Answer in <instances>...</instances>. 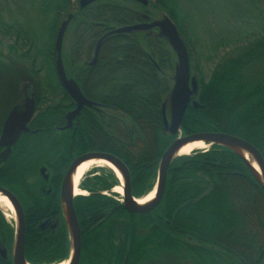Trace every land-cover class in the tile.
Masks as SVG:
<instances>
[{
	"label": "trees",
	"instance_id": "obj_1",
	"mask_svg": "<svg viewBox=\"0 0 264 264\" xmlns=\"http://www.w3.org/2000/svg\"><path fill=\"white\" fill-rule=\"evenodd\" d=\"M31 1L28 7L36 14L29 10L32 14H23L24 18L13 13L6 18L0 5V43L8 44L14 53L21 52L18 57L30 60L33 68L40 62L56 75L57 32L73 14L64 39L69 47H63L65 69L98 106L94 113L84 111L74 128L62 133L65 137L54 136L50 145L35 149L49 147L60 160L89 145L127 164L136 198L154 189L160 159L178 136L164 126V106L172 89L166 71L174 72L172 50L151 31L114 33L101 41L98 60L89 65L101 37L120 26L143 24L147 21L144 14L151 15L146 11L151 5L175 21L189 51L191 72L198 79L199 90L192 101L196 99L199 107L189 104L181 134H234L255 145L264 157V0H248L263 21V32L237 40L232 52L218 57L209 74L195 58L188 22L176 0H149L147 5L96 0L84 8L79 0ZM123 1L139 5L145 13ZM27 25L47 30L43 52L36 31ZM57 84L62 89L59 80ZM66 99L70 104L68 93ZM28 143L20 147H30ZM119 184L110 168L82 182L90 193L74 199L82 231L80 264H147L166 256L178 264H264V188L247 161L233 150L213 145L177 157L169 167L160 202L147 213H132L124 207L118 193L111 191ZM30 189L14 190L25 210L27 261L55 264L68 260L71 241L60 195L58 212L53 213L59 217L58 228L41 230L38 224L50 211L45 205L50 198L37 190L29 194ZM14 237V223L0 209V240L11 250V257L0 264H14Z\"/></svg>",
	"mask_w": 264,
	"mask_h": 264
},
{
	"label": "water",
	"instance_id": "obj_2",
	"mask_svg": "<svg viewBox=\"0 0 264 264\" xmlns=\"http://www.w3.org/2000/svg\"><path fill=\"white\" fill-rule=\"evenodd\" d=\"M96 0H79L81 8L88 6L89 4L95 2ZM139 1L144 5L148 4L149 0H135ZM73 14H69L68 18L65 19L56 36L55 49L57 53L56 59V68L62 82V85L68 95L77 103V108L68 114L69 125L71 126L72 120L80 113L84 106H93L97 103L88 99L82 92L80 86L74 78H70L67 75L64 60H63V44L65 39V34ZM158 27L162 36L166 37L170 42L174 52L177 55L179 69L177 70L175 82L173 85L172 91V109H171V121L167 118L166 107H164V126L166 130H169L173 134H178L175 140L169 145L164 154L162 155L159 163L158 178L154 189L156 188V195L152 202L144 205L138 203L136 198L131 191V174L127 164L117 155L108 153L105 151H93L85 153L78 158H76L70 167L68 168L65 177L62 182L61 187V206L64 214V218L69 230L70 241H71V250L68 260H71V264H79L81 248H82V238H81V228L79 225L77 213L74 206L75 196L72 194L69 186L70 177L72 172L77 166L87 159L98 157L103 158L111 162L113 165L118 167L124 174L125 185L123 191V205L124 207L132 213H147L153 210L158 203L160 202L166 187L168 170L171 163L179 156H176V151L185 143L195 140H204L210 147L213 145L225 146L231 150V146L241 147L248 152H250L255 160L257 161L261 174L262 181L259 180L261 185L264 188V157L259 151V149L253 145L248 140L239 137L234 134L218 132V131H206V132H195L188 135L181 134V125L185 115V112L191 102H193L195 107H199V103L196 99L192 101V97L198 93L199 85L198 79L196 76L191 73V64H190V55L187 48V45L180 35L177 25L172 21L171 18L167 17L162 22L155 21L150 23L135 24V25H125L117 27L111 30L109 33L105 34L98 41L96 46L95 55L92 63L96 62L97 56L99 54L101 41L108 35L114 33H123V32H135L138 30L150 31L154 27ZM161 37L160 35H157ZM33 114V105L29 106L27 104V110L25 114H17V109L13 110L8 119L5 122L4 135L2 140H6L7 135H12L11 139L5 144H10L15 142L22 130H28L27 122L30 120ZM65 127V128H66ZM209 147V148H210ZM208 149V148H206ZM236 152L235 150H233ZM239 155V154H238ZM242 157V156H241ZM244 158V157H242ZM245 159V158H244ZM247 161V159H245ZM254 172L253 165L247 161ZM81 183L79 184L80 187ZM81 189V187H80ZM153 189V190H154ZM0 192L8 198V200L13 204L16 209L18 222L15 221V237L13 245V259L14 264H29L25 255V245H26V219L25 212L22 203L18 197L7 188L0 186ZM69 213V220L65 214V207ZM32 264V263H31Z\"/></svg>",
	"mask_w": 264,
	"mask_h": 264
},
{
	"label": "flooded vegetation",
	"instance_id": "obj_3",
	"mask_svg": "<svg viewBox=\"0 0 264 264\" xmlns=\"http://www.w3.org/2000/svg\"><path fill=\"white\" fill-rule=\"evenodd\" d=\"M143 17L148 21L149 16L147 14H144ZM147 21L144 20V23H147ZM1 45L3 43H0V47ZM9 49L12 52L11 48ZM12 53L15 54L14 52ZM3 57H5L4 54L0 53V186L7 188L15 195V189L19 190L23 186H28V188H31L29 194L37 190L45 194L47 198L49 197L50 199L46 201L45 205L50 208V211L44 214L46 215L44 221L38 224V228L41 230L51 228L53 232L58 228L60 222L59 217L53 213L58 212L57 199L58 195L61 197L62 182L68 168L79 156L96 150L91 149L89 145L81 146L80 150L78 148L75 152L67 154L59 160L53 157L52 150L49 147L38 149H35V147L41 144L50 145L54 136L62 135V133L73 129L84 111L91 110L94 113L98 111V106L97 104L84 106L72 120L71 126L66 127L69 125L68 114L77 108V103L72 99L70 104H68L66 99L67 92L62 85L57 68L55 82H52L51 77L48 76L47 69L41 65L39 68L29 67L26 71L23 70L24 81L22 85H19L9 79L10 69L6 66ZM11 61L14 60L11 58ZM96 62L92 63V61H89V65H94ZM16 63L14 62V64ZM58 80L61 82L62 89L58 88ZM78 85L80 86L79 83ZM59 95L60 97L57 98ZM27 104L29 106L33 105V114L27 122L28 130H22L15 142L5 144L8 141L7 139L13 137L12 135H7L6 140H2L6 120L15 109H17V114H25ZM64 135L66 136L67 134L62 136L65 137ZM27 142H29L28 145L30 147L26 146ZM21 144L26 145L25 147H20ZM82 182L80 185L81 189H83ZM102 192L108 194V191ZM81 256L82 248L79 264ZM10 257L11 250L0 240V260H8Z\"/></svg>",
	"mask_w": 264,
	"mask_h": 264
},
{
	"label": "rangeland",
	"instance_id": "obj_4",
	"mask_svg": "<svg viewBox=\"0 0 264 264\" xmlns=\"http://www.w3.org/2000/svg\"><path fill=\"white\" fill-rule=\"evenodd\" d=\"M15 1L20 2L18 4ZM27 1L28 0H0V5L4 6V15L6 18H10L12 13L17 15L19 18H24L25 16H29L32 13L36 14L35 11L30 9L31 7H28L29 5L31 6L32 1ZM176 3L181 14L186 17L185 23L186 21L188 23H186L185 25L188 27L187 33L192 39L191 46L193 49V53L195 54V58L198 59L200 68L205 74H209V72L214 66V63L218 60V57L225 55L226 52H232V46L234 45V43H236L237 40H241L246 36H250L253 34V32H263V21L254 12L255 8H253V6L248 2V0H176ZM123 4L143 10L141 9V7H139V5L131 1H123ZM261 7L264 8V4H262ZM19 9H21L24 13L20 14V12L17 11ZM29 10H31L32 13H30ZM146 11L151 12V15H148L149 17L147 23L155 21L162 22L167 17L171 18L160 8H155L151 5L146 9ZM140 13H145V11L143 10ZM23 14H25V16ZM172 21L175 23L173 19ZM27 26L28 29H33L36 31L39 38V42L37 44L43 52L44 49L42 47H44L45 43L49 39L47 30L44 26ZM150 31L155 35H160L161 38L166 41L168 48L172 50L174 72H170L171 70L169 69L166 71V74L169 75L171 79L170 81L173 89L176 73L179 69L177 55L174 52V49L172 48L168 39L162 36V32L158 27L155 26ZM230 40H233L234 42H231L232 44L228 45V42ZM65 46L67 47V49L69 48L67 45V41H65L63 44L64 49ZM0 53L4 54V62L6 63V66L10 69L9 79L15 84L22 85L24 81L23 70L26 71V69H29V67H33L32 64L29 63L30 60L27 61L24 59H20V56L18 57L17 54L21 52L13 54L9 49V45L6 43H3V45H1ZM42 56L41 57L44 60L45 56ZM206 56L213 58L210 61L207 60ZM11 58L14 61H11ZM14 62L17 63L14 64ZM40 65V62H37L36 66L38 68L40 67ZM192 75L196 76L195 73H192ZM48 76L51 77L52 82H55L54 79L56 75L54 72H52V70L49 71ZM172 89L167 95V100L164 106L166 107L165 109L169 121H171V98L173 91ZM108 169L109 168L105 166L94 167L90 172L85 175L84 179L88 177V179L91 180L95 178L97 174H103L104 172L108 171ZM111 191L116 192L113 190ZM87 192L88 195L90 192ZM117 197L122 200L123 194L118 193ZM0 209L3 211L8 221L14 223L15 225V219L12 217L11 212L4 206H0ZM166 257H161L158 260H154L150 263L148 262L147 264H178L174 257Z\"/></svg>",
	"mask_w": 264,
	"mask_h": 264
},
{
	"label": "bare ground",
	"instance_id": "obj_5",
	"mask_svg": "<svg viewBox=\"0 0 264 264\" xmlns=\"http://www.w3.org/2000/svg\"><path fill=\"white\" fill-rule=\"evenodd\" d=\"M209 147H210V145L204 140L190 141L188 143L183 144L176 151L175 155L176 156L189 155L193 151L202 150V149H206ZM231 147L233 150L236 151L237 154H239L240 156L247 159V161H249L253 165L254 173H256L258 179L260 181H262L263 179H262L260 167H259L257 161L255 160V158L253 157V155L241 147H238V146H231ZM97 166L108 167L115 173V175L119 179L120 184L117 185L115 188H113V191H116L120 194H123L124 185H125V177H124L123 172L118 167H116L111 162H109L108 160L103 159V158H98V157H94V158H90V159L85 160L79 166H77L75 168V170L72 172L71 177H70V182H69V186H70V190H71L72 194L74 196L87 195L88 192L86 190L80 189L79 184L82 182L85 175L88 172H90L94 167H97ZM155 195H156V188L154 190H152L145 197L139 198L138 203L140 205L148 204L154 200ZM0 206L6 207L11 212L12 217L15 219V221L18 222V217H17V212H16L15 207L8 200V198L6 196H4L1 192H0ZM64 207H65V214L67 216V219H68V221H70L67 206L65 205ZM29 264H31V263H29ZM55 264H71V260H65L61 263H55Z\"/></svg>",
	"mask_w": 264,
	"mask_h": 264
}]
</instances>
